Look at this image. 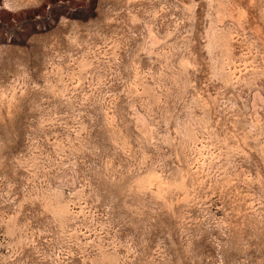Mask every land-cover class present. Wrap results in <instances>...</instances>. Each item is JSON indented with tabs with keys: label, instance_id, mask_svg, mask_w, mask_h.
<instances>
[{
	"label": "clouds",
	"instance_id": "9594fccd",
	"mask_svg": "<svg viewBox=\"0 0 264 264\" xmlns=\"http://www.w3.org/2000/svg\"><path fill=\"white\" fill-rule=\"evenodd\" d=\"M0 264H264V0H0Z\"/></svg>",
	"mask_w": 264,
	"mask_h": 264
}]
</instances>
